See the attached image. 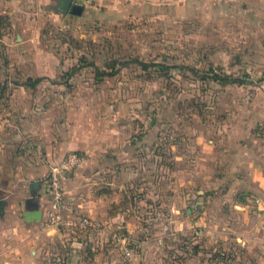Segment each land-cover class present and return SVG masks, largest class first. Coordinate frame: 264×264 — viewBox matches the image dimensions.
<instances>
[{"label":"rangeland","instance_id":"374dc122","mask_svg":"<svg viewBox=\"0 0 264 264\" xmlns=\"http://www.w3.org/2000/svg\"><path fill=\"white\" fill-rule=\"evenodd\" d=\"M132 5L120 19L87 22L55 12L41 22L28 0H0V179L9 176L0 184V264H28V251L17 258L8 251L9 230L22 225L26 210L28 180L20 175L29 151L41 138L59 135L67 119L85 120L89 136L101 137L99 167L81 176L92 179L86 191L106 195L99 207L115 215L114 230L128 221L170 264L184 246L183 226L199 225L203 211L207 223L231 229L219 254L225 264L240 255L232 229L242 218L231 210L245 201L238 200L237 180L222 173L230 172L229 162L219 177L213 164L230 136L248 130L264 139V120L244 121L239 113L264 108L252 103L258 95L264 99V0ZM34 17L38 22L28 24ZM91 63L110 75L99 76ZM215 76L242 83L223 84ZM38 77L43 80L35 87L25 84ZM75 152L82 162L71 178L86 161L84 152ZM207 167L215 178L203 205L188 201L195 207L188 214L185 195L205 189ZM48 173L41 181L46 191ZM229 195L236 200H218ZM60 206L61 212L77 208L64 195ZM217 208L224 211L211 217Z\"/></svg>","mask_w":264,"mask_h":264},{"label":"crops","instance_id":"0c3cea01","mask_svg":"<svg viewBox=\"0 0 264 264\" xmlns=\"http://www.w3.org/2000/svg\"><path fill=\"white\" fill-rule=\"evenodd\" d=\"M132 1L78 0V5L82 7L79 15L60 11L57 0H28V4L36 6L35 9L40 12L37 17L41 22L55 12L62 15L82 16L87 22H103L111 18L120 19L130 14ZM37 22L35 17L28 20V24ZM252 103L262 107L264 99L258 95ZM239 113L244 121L264 120V108H256L255 112H249V114ZM80 122L82 123L78 125L72 119H67V124H64L59 135L41 138L42 144L37 145L39 146L37 149L40 150L36 152L37 149H33L32 153L31 151L28 153V168L20 175L22 179L28 180V195L25 196L24 201L26 202L28 198H36L40 215L37 219L26 221L25 214L33 210H27L25 207L26 210L22 213L23 223L22 225L14 223L11 226L8 241V251L14 252V257L24 256L23 252L28 251V264L122 263L120 247L112 236L114 230L112 221L116 220L115 215L106 208L99 207V202H103L106 195L96 193L91 188L86 191L83 186L87 181L91 184L92 179L86 181V178L81 176L86 170L99 167L100 164L97 162L101 159L97 160V157L102 156L101 153L104 151L103 145H98L97 142L101 137L89 136L85 120L82 119ZM81 126L84 128L83 131ZM250 135L247 130L238 136L225 139L226 146L220 148L221 150L224 148L223 151L219 150L221 157L214 162L216 166L213 164L217 177L224 173L231 179L237 180L236 188L240 192L238 200L245 201L236 203L231 210V215L242 218L240 224L232 229L235 234V242H233L241 252L234 264H264V139ZM77 150L84 152L86 156V161L82 164V172L80 171L79 176L72 178V174L66 175L60 182L63 195L68 198L73 207H77L76 211H62L61 214L65 213V216L62 215V222L57 226L49 225L48 215L55 210L50 198L52 194L44 189L42 177H45L50 167L59 163L67 152ZM225 161L230 164V172L224 169L221 173ZM201 175L204 176L202 180L205 182L206 190L202 187L200 191H197L196 196L185 195L184 206L188 214L195 212V207L189 206L188 201L194 203L193 200L196 201L198 198L200 201L196 203L201 205L202 202L203 205L209 180L213 182L212 177L215 176L211 174L208 167ZM8 178V175L3 174L0 180L4 181L0 184L5 183ZM33 183L39 184L34 191L31 189ZM222 199L236 200V197L229 195L227 198L226 196L218 198V200ZM1 200L3 205L0 215L5 203L3 199ZM14 210L17 211V208ZM215 211L209 215L219 217L224 210L217 208ZM80 218H87L92 225H81ZM200 218L199 225L185 224L183 226L181 231H184V246L175 249L173 253L176 256L175 260L170 264H225L221 255H223L226 231L229 232L231 229L219 222L207 223V216L203 211ZM122 227L132 236L130 248L133 264H166L158 251L159 247L141 237L138 238L128 221ZM8 264H14V262L9 261Z\"/></svg>","mask_w":264,"mask_h":264},{"label":"built area","instance_id":"2783aa9c","mask_svg":"<svg viewBox=\"0 0 264 264\" xmlns=\"http://www.w3.org/2000/svg\"><path fill=\"white\" fill-rule=\"evenodd\" d=\"M78 0H74V3L78 4ZM82 157L75 151L67 152L62 160L52 165L49 169V173L46 179L47 188L54 198L53 209L54 212H50L48 215V224L57 226L62 222V214L60 211V201L63 197V192L60 187L61 180L69 174H73L81 166ZM81 225H92L87 218H80ZM113 239L120 247L122 263L121 264H133L132 250L130 248V238L128 233L119 227L113 231Z\"/></svg>","mask_w":264,"mask_h":264},{"label":"water","instance_id":"95a60500","mask_svg":"<svg viewBox=\"0 0 264 264\" xmlns=\"http://www.w3.org/2000/svg\"><path fill=\"white\" fill-rule=\"evenodd\" d=\"M59 2V10L62 12H68L72 15H79L82 12V7L76 3L74 0H57ZM38 183H33L31 185L32 191L36 189ZM3 202L0 199V209L2 208ZM25 207L27 210H33L32 212H27L25 214V220L28 221L30 219H37L40 215L38 211V203L36 198H28L25 202Z\"/></svg>","mask_w":264,"mask_h":264},{"label":"trees","instance_id":"16d2710c","mask_svg":"<svg viewBox=\"0 0 264 264\" xmlns=\"http://www.w3.org/2000/svg\"><path fill=\"white\" fill-rule=\"evenodd\" d=\"M144 68H146L147 66L145 64H141ZM90 66H92L96 71H98V75L99 76H103V75H110L106 72H99L97 66L94 63H91ZM72 71H76V69H72ZM215 79L217 81H220L223 84H227V83H232V84H237V83H242L241 80H239L238 78H231V77H216ZM43 80L42 77H38L34 80H27V82L25 83L28 87L33 88L35 87L38 83H40Z\"/></svg>","mask_w":264,"mask_h":264}]
</instances>
